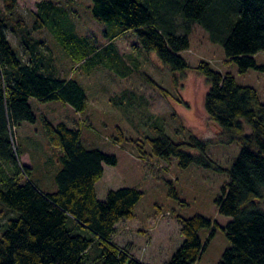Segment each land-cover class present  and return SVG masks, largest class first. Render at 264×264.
<instances>
[{
	"label": "trees",
	"instance_id": "16d2710c",
	"mask_svg": "<svg viewBox=\"0 0 264 264\" xmlns=\"http://www.w3.org/2000/svg\"><path fill=\"white\" fill-rule=\"evenodd\" d=\"M35 1L31 30L16 12L18 0H2L0 11V202L9 215L7 229L6 225L0 229V264H145L114 240L119 222L134 217L143 193L123 188L109 191L104 200L98 196L105 166L115 167L116 156L87 147L82 129L44 120L47 141L61 151L56 190L40 191L32 182V168L18 163L22 153L14 151L12 129L37 123L31 99L61 102L80 115L88 109L81 84L48 73L49 56L38 50L44 43L35 33L48 28L78 63L85 61L88 43L70 37L71 14L60 2ZM92 2L93 20L115 25L120 35L134 32L142 48L156 53L175 75L189 68L180 54L189 50L195 25L207 31L212 43L224 47L228 63L236 64L239 73L264 72V65L259 66L254 57L264 52V0ZM8 31L19 37L27 61L12 45ZM68 39L73 43L70 47ZM197 69L210 85L205 108L220 129L221 144L242 148L229 171L230 183L216 203L219 214L231 219L223 229L231 245L220 264H264V103L256 89L240 86L231 73L216 72L206 62ZM208 146L196 137L190 144H176L163 134L151 141L155 158L167 162L176 158L183 168L197 164L220 171L206 155ZM185 147L199 150L200 155L188 153ZM138 148L141 157L147 155ZM170 189L176 196V190ZM180 223L184 243L168 264H195L209 243L204 244L200 233L211 230L213 221L195 216Z\"/></svg>",
	"mask_w": 264,
	"mask_h": 264
},
{
	"label": "rangeland",
	"instance_id": "374dc122",
	"mask_svg": "<svg viewBox=\"0 0 264 264\" xmlns=\"http://www.w3.org/2000/svg\"><path fill=\"white\" fill-rule=\"evenodd\" d=\"M54 1L71 14L67 24L70 37L74 39L76 35L88 43L83 50L85 61L78 63L73 59L48 28L35 33L44 43L38 50L49 56V74L63 80L73 79L84 87L88 109L80 115L61 102L31 99L37 123H24L12 129L14 151L22 153L18 163L32 168V182L40 191L52 193L56 190L55 176L61 169V151L47 141L43 122L48 120L54 125L64 122L70 128H80L87 147L98 148L118 159L115 167L105 166V175L97 185L99 199L104 200L109 191L123 188L143 193L134 217L119 222L116 245L131 250L145 264H168L184 243L181 220L202 216L213 221V228L201 231L202 241L209 243L195 264H220L231 245L223 230L231 219L219 214L216 203L230 183L229 171L242 148L221 144L220 129L205 108L210 85L197 68L206 62L216 72L231 73L240 86L256 89L262 104L264 72L239 73L236 64L228 63L224 47L212 43L207 31L195 25L189 36V50L180 54L189 68L175 75L156 53L142 48L134 32L120 35L115 25L93 20L92 0ZM18 2L16 12L31 30L37 1ZM2 5L0 0V11ZM8 35L24 62L27 61L29 56L19 37L10 31ZM67 43L69 47L73 44L70 39ZM254 57L259 66L264 65V52ZM245 131L250 133L249 126ZM161 134L176 144H190L192 137L208 143L206 155L221 170L197 164L183 168L176 158L169 162L155 158L151 141ZM138 146L147 155L141 157ZM185 150L200 155L192 147ZM170 186L176 190V196L171 195ZM261 206L264 208V203ZM7 212L0 202V229L9 219Z\"/></svg>",
	"mask_w": 264,
	"mask_h": 264
},
{
	"label": "crops",
	"instance_id": "0c3cea01",
	"mask_svg": "<svg viewBox=\"0 0 264 264\" xmlns=\"http://www.w3.org/2000/svg\"><path fill=\"white\" fill-rule=\"evenodd\" d=\"M83 138H84V136H83Z\"/></svg>",
	"mask_w": 264,
	"mask_h": 264
}]
</instances>
